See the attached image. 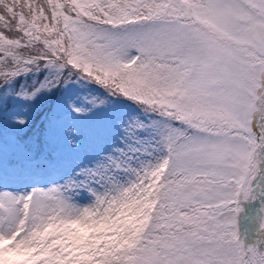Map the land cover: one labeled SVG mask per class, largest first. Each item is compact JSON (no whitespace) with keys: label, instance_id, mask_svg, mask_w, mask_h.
<instances>
[{"label":"snow or ice","instance_id":"snow-or-ice-1","mask_svg":"<svg viewBox=\"0 0 264 264\" xmlns=\"http://www.w3.org/2000/svg\"><path fill=\"white\" fill-rule=\"evenodd\" d=\"M0 53V79L67 65L170 121L166 154L87 206L0 191V264H264L237 227L264 177V0H0Z\"/></svg>","mask_w":264,"mask_h":264},{"label":"trees","instance_id":"trees-1","mask_svg":"<svg viewBox=\"0 0 264 264\" xmlns=\"http://www.w3.org/2000/svg\"><path fill=\"white\" fill-rule=\"evenodd\" d=\"M34 90L37 91L30 96ZM77 99L81 104H74ZM130 106L138 115L135 114V120L129 118L128 122L133 124L125 128L124 133L129 139L148 140L147 157H135L131 164L135 169H141L157 162L165 151L160 143V131L170 122L167 117L86 78L67 65L58 68L41 60L31 65L27 72L0 79V144L3 146L0 159L3 168L22 170L29 164L44 167L56 156L59 146L68 143V140L63 141L65 136L58 120L68 112L75 114L76 133L91 146L96 147L101 140L114 139L116 134L121 135L116 132L117 127ZM16 108L27 109V116L12 119L11 114ZM140 216L139 211L129 209L123 226L136 228Z\"/></svg>","mask_w":264,"mask_h":264},{"label":"rangeland","instance_id":"rangeland-1","mask_svg":"<svg viewBox=\"0 0 264 264\" xmlns=\"http://www.w3.org/2000/svg\"><path fill=\"white\" fill-rule=\"evenodd\" d=\"M75 105L81 104L80 100L73 101ZM120 118L114 139L104 141L96 147L86 143L74 127L75 114L68 112L59 120L60 130L64 134V140L59 146L56 156L47 162L44 167L27 165L22 170L14 167L3 168L4 178L0 180V191H8L13 194H27L33 189H48L59 187L67 189L66 196L69 202L77 207H84L93 200L92 195L85 185L92 187L98 192L112 187L113 184H126L134 178L131 164L135 157L145 159L147 157L148 140L142 141L129 139L125 134V128L133 124L129 118L137 119L136 109L130 106ZM135 112V113H134ZM27 109L16 108L11 114L12 119H19L21 115L27 116ZM3 146L0 144V154ZM163 151L159 158L164 156ZM119 165V167H117ZM96 173V175H92ZM111 180V183L109 182ZM98 181V182H97ZM257 198L243 201L242 210L238 213L239 238L245 246L257 243L261 239L260 220L264 216L261 211L264 202L259 198L261 186H264V177L258 178Z\"/></svg>","mask_w":264,"mask_h":264}]
</instances>
